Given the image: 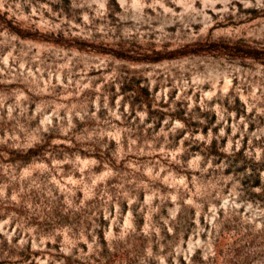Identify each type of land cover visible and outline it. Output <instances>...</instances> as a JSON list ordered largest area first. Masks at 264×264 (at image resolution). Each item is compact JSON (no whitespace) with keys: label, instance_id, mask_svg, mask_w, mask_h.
<instances>
[{"label":"rangeland","instance_id":"374dc122","mask_svg":"<svg viewBox=\"0 0 264 264\" xmlns=\"http://www.w3.org/2000/svg\"><path fill=\"white\" fill-rule=\"evenodd\" d=\"M0 264H264V0H0Z\"/></svg>","mask_w":264,"mask_h":264}]
</instances>
